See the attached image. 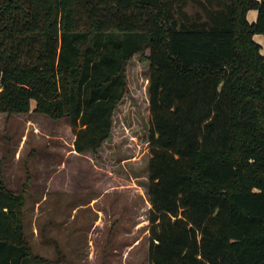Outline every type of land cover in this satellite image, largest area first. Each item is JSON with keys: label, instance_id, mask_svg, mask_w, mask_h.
Masks as SVG:
<instances>
[{"label": "trees", "instance_id": "obj_1", "mask_svg": "<svg viewBox=\"0 0 264 264\" xmlns=\"http://www.w3.org/2000/svg\"><path fill=\"white\" fill-rule=\"evenodd\" d=\"M138 54L151 264H264V0H0V112L35 102L70 119L77 152H98ZM23 204L2 178L0 264H65L31 251Z\"/></svg>", "mask_w": 264, "mask_h": 264}, {"label": "rangeland", "instance_id": "obj_2", "mask_svg": "<svg viewBox=\"0 0 264 264\" xmlns=\"http://www.w3.org/2000/svg\"><path fill=\"white\" fill-rule=\"evenodd\" d=\"M186 9L207 18L199 4ZM248 18L255 22L257 11ZM149 74L141 54L129 62L112 136L95 153L77 152L70 119L37 113L35 102L28 113L0 112V180L23 194L24 235L35 255L65 264H151Z\"/></svg>", "mask_w": 264, "mask_h": 264}]
</instances>
